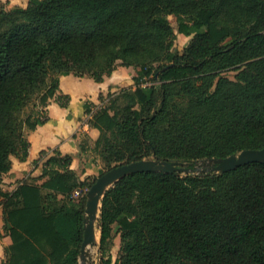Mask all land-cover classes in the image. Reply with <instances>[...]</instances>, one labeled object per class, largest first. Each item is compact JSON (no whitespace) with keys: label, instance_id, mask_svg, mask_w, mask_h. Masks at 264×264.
Returning <instances> with one entry per match:
<instances>
[{"label":"trees","instance_id":"16d2710c","mask_svg":"<svg viewBox=\"0 0 264 264\" xmlns=\"http://www.w3.org/2000/svg\"><path fill=\"white\" fill-rule=\"evenodd\" d=\"M177 31L192 36L176 46ZM217 72L215 88L190 85ZM137 67L132 86L84 102L105 169L139 160L201 161L264 148V0H29L0 4V203L12 239L1 264H78L87 192L72 156L42 152L41 175L2 188L13 157L28 158V132L47 123L48 106L71 96L60 77L104 81ZM188 93L187 103L177 98ZM83 153L87 141L80 140ZM81 194V197L77 196ZM99 262L93 264H264V163L227 172L128 175L102 199ZM121 239L117 258L111 250Z\"/></svg>","mask_w":264,"mask_h":264},{"label":"crops","instance_id":"0c3cea01","mask_svg":"<svg viewBox=\"0 0 264 264\" xmlns=\"http://www.w3.org/2000/svg\"><path fill=\"white\" fill-rule=\"evenodd\" d=\"M176 32V45L183 48L191 41L192 36ZM137 69L130 66H118L104 81L96 82L90 77H78L73 74L60 77L61 90L71 96L70 104L61 107L55 100L48 106L49 121L38 126L34 131L28 132L31 142L28 158L20 161L13 157V167L4 176L2 188L5 191H14L23 180L41 175L44 160L42 152L50 155L51 150L57 149L63 155L72 156L71 168L82 179L92 176L98 167L99 159L95 158L93 145L100 135L99 129L89 124L88 114L85 111L84 102L92 103L91 109L103 104L99 100L102 93L105 101L108 100L109 92H116L123 80H133ZM133 85V84H132ZM87 141V151L83 153L80 148V140ZM91 158L87 159V156ZM1 200V197H0ZM3 206L0 203V264L6 260V249L12 244L11 237L4 231Z\"/></svg>","mask_w":264,"mask_h":264},{"label":"water","instance_id":"95a60500","mask_svg":"<svg viewBox=\"0 0 264 264\" xmlns=\"http://www.w3.org/2000/svg\"><path fill=\"white\" fill-rule=\"evenodd\" d=\"M251 162L264 163V148L244 149L238 154L222 158L218 161L214 160L213 166L210 170L207 171L227 172ZM195 170H192L191 168L187 167H181L175 162H157L154 160L150 161L143 159L131 163H122L113 166L111 169H108L103 174L98 176L96 181L87 191L88 199L85 218L86 228L84 232V239L81 245L80 258L85 259L87 247L95 246V244L97 243V231L95 222L96 220H98L99 217L98 213L100 212L102 206V199L111 186H113L126 176L139 172L160 171L165 173H174L176 175H182L194 173Z\"/></svg>","mask_w":264,"mask_h":264},{"label":"rangeland","instance_id":"374dc122","mask_svg":"<svg viewBox=\"0 0 264 264\" xmlns=\"http://www.w3.org/2000/svg\"><path fill=\"white\" fill-rule=\"evenodd\" d=\"M29 0H0V4L3 5L5 8L7 9H13V8H18V7H26L27 4H28ZM169 20L173 26V28L176 30L177 29V20H176V17L174 15H170L169 16ZM177 47L181 48L178 43L176 45ZM137 68V67H135ZM138 70V69H137ZM205 73L203 74V77L205 78V82L203 81V79H196L192 82V84L190 85L191 89L194 91V92H201L203 89H205L206 87V82H212V87H211V90L213 91L214 88H215V84H216V81H217V77L213 78L214 75H216L217 73H220V75L222 76H227L228 78L234 80L235 79V75H236V71H233V70H225L223 72H217V65L215 63H211L210 65H208L205 69ZM132 84H134V81L131 79L130 81H126V80H123L121 82V86L120 88H123V87H128V86H132ZM119 88V89H120ZM175 88L178 90L181 91V95L177 98V101L182 104V105H185L187 103V98H188V93L186 91V89L178 86V85H175ZM86 102V101H85ZM93 109H96L93 108ZM92 116V113H89L88 114V118L87 120L89 121V119L91 118ZM95 153V152H94ZM88 158H91V156H87V159ZM95 158L99 159L98 161V167L96 168L95 170V173L94 175H92V177L90 178V180L93 179V177H98L100 176L99 175V172L100 170L102 169H105V164L101 158V156L98 154V153H95ZM213 163H214V159H208L206 161H201L198 165H197V168L196 170L194 171V173H200V172H203V171H207V170H210L211 167L213 166ZM88 190H86L87 192ZM78 198L81 197V194L77 196ZM99 215V213H98ZM95 225H96V231H97V243L95 244V246H88L87 249H86V258L85 259H79V264H93L95 262H99L100 260V254H99V237H100V233L98 231V228H97V220L95 222ZM120 245H121V239L119 237V235H115L114 236V246L111 250V254H112V257H113V260H115L119 254V250H120Z\"/></svg>","mask_w":264,"mask_h":264}]
</instances>
